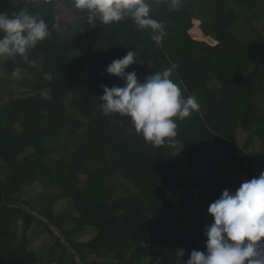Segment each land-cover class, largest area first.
<instances>
[{
	"label": "trees",
	"instance_id": "trees-1",
	"mask_svg": "<svg viewBox=\"0 0 264 264\" xmlns=\"http://www.w3.org/2000/svg\"><path fill=\"white\" fill-rule=\"evenodd\" d=\"M149 3L165 26L159 46L131 18L92 26L74 0H0V12L38 15L51 32L28 50L34 64L0 57V264H181L178 248L182 261L205 248L197 226L212 222L208 205L235 191L245 171L264 172V0ZM196 21L215 44L193 37ZM127 51L137 60L126 71L141 82L175 65L171 79L197 97L199 110L177 119L176 137L163 145L146 142L130 117L100 108V85L123 84L105 69ZM22 74L32 76L29 94L17 97ZM38 183L45 192L34 190ZM61 200L67 207L55 214ZM43 219L64 245L52 237L33 248L35 226L51 235Z\"/></svg>",
	"mask_w": 264,
	"mask_h": 264
},
{
	"label": "clouds",
	"instance_id": "clouds-1",
	"mask_svg": "<svg viewBox=\"0 0 264 264\" xmlns=\"http://www.w3.org/2000/svg\"><path fill=\"white\" fill-rule=\"evenodd\" d=\"M171 6L179 9L180 0H171ZM74 7L87 13L92 26L97 20L108 25L131 18L138 29L151 30L157 46L162 43L165 26L150 16L149 0H74ZM0 34V57L15 59L19 55L33 64L28 60V50L51 36L45 20L25 10L12 15L0 12ZM136 60V51H127L107 65L105 71L123 84L100 85L103 103L99 105L106 116L130 117L146 142L160 146L176 137V120L191 116L200 105L195 95L185 97L171 79L175 65L141 82L135 71H126ZM207 213L212 222L203 230L204 250L193 249L182 261L185 250L178 248L181 264H264V172L242 182L235 191L222 190L219 198L209 204Z\"/></svg>",
	"mask_w": 264,
	"mask_h": 264
},
{
	"label": "rangeland",
	"instance_id": "rangeland-1",
	"mask_svg": "<svg viewBox=\"0 0 264 264\" xmlns=\"http://www.w3.org/2000/svg\"><path fill=\"white\" fill-rule=\"evenodd\" d=\"M57 9L61 13L62 19L66 23H69L72 21V14H71L70 10L64 4L59 5L57 7ZM191 33H192L193 37L197 40H206L212 44H215V42L212 39L205 37L203 35V33L200 31V22H198V21L195 22L194 28L192 29ZM31 78H32L31 74H22V75H20L19 79L14 83L13 90H14L15 95L17 97H24V96L29 94L28 88H26V86L24 84L26 81H29ZM43 94L46 97L51 96V92L49 89L44 90ZM64 104H65L66 111L71 112L72 106H71V102H70V95L65 99ZM182 148H185V147L182 146ZM82 179H85V178L82 177ZM33 188L38 193H43L46 191V187H44L43 184H39V183L34 184ZM65 206H66L65 202H60V203L58 202L54 206L53 211L57 214H60V212L65 209ZM34 214L36 215V213H34ZM22 234H23V227L19 226L18 236L22 238ZM88 235L92 236V238H93L92 233L87 234V236ZM29 239L33 242V248L36 251H40L43 247H45L49 242L52 241V236L49 233H47L43 227L35 226L33 228V230L31 231V233L29 234ZM85 239L86 238H83L82 240L86 241ZM149 264H152V263L149 262Z\"/></svg>",
	"mask_w": 264,
	"mask_h": 264
},
{
	"label": "built area",
	"instance_id": "built-area-1",
	"mask_svg": "<svg viewBox=\"0 0 264 264\" xmlns=\"http://www.w3.org/2000/svg\"><path fill=\"white\" fill-rule=\"evenodd\" d=\"M250 179H251V178H250V176H249L248 171H245V172H244V176H243V180H244V182L247 181V180H250ZM208 206H209V205H208ZM22 207H23L25 210H27V211L30 212L29 207H27V206H25V205H22ZM207 208H208V207H207ZM31 213H32V212H31ZM34 215H35V214H34ZM43 220H44V219H43ZM44 221H45V223L47 224V227H48V229H49V231H50L52 237H53L54 239H56L58 242H60V244L64 245V244H65V239H64L63 234H62L58 229H56L54 226H52L51 224L47 223L46 220H44Z\"/></svg>",
	"mask_w": 264,
	"mask_h": 264
},
{
	"label": "crops",
	"instance_id": "crops-1",
	"mask_svg": "<svg viewBox=\"0 0 264 264\" xmlns=\"http://www.w3.org/2000/svg\"><path fill=\"white\" fill-rule=\"evenodd\" d=\"M181 194H182V192L178 195V197H181ZM197 200H198V194L195 195V201H197ZM60 202H65V205H66V201H65V200H61V201H59V203H60ZM197 204H198V203H197ZM66 207H67V205L65 206V209H66ZM65 209L62 210L60 213L64 212ZM54 213H55V212H54ZM55 214H57V213H55ZM203 224H204V223H200L197 227L204 228L206 225H205L204 227H202ZM173 229H174V232L179 233V232L183 229V226H182L181 224H178V225H177L176 227H174ZM89 237H90V238H89ZM91 239H92V236H89V235H88V236L86 237L85 240H86V241H89V240H91ZM83 241H84V240H83Z\"/></svg>",
	"mask_w": 264,
	"mask_h": 264
}]
</instances>
